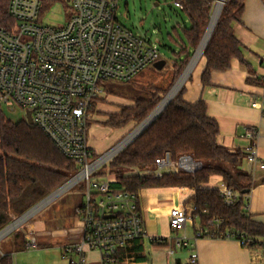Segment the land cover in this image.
<instances>
[{
    "label": "built area",
    "instance_id": "obj_1",
    "mask_svg": "<svg viewBox=\"0 0 264 264\" xmlns=\"http://www.w3.org/2000/svg\"><path fill=\"white\" fill-rule=\"evenodd\" d=\"M173 4L182 8L177 0ZM43 5L44 0L8 1L14 25L0 27V107L28 109L30 124L76 163L78 172L65 189L81 180L86 184L83 200L75 208L80 236L62 257L68 264H86V250L94 249L99 251L102 264H115L118 249L147 237V232L138 193L114 190V179L95 178L98 167L108 163L116 148L100 156L92 154L87 144L89 110L102 95L105 81H129L158 62L161 53L150 37L135 34L119 22L118 0H70L68 18L58 26L39 20ZM250 106L264 114V88L251 99ZM256 136L254 127L246 129V139ZM244 154L248 161H256L255 140L245 147ZM177 161L172 162L166 153L157 160L155 176L166 169L191 172L194 168L187 160L181 164ZM189 163L192 168L187 167ZM218 190L224 202L231 204V189L221 184ZM189 219L191 215L184 207L170 208L171 228L181 227ZM220 222L208 221L194 237L233 238L243 246L253 241L233 231H209L208 226ZM185 244L183 239H176L177 246ZM34 247L35 238L30 237L26 248ZM257 247L264 249V243ZM190 260L194 263L197 258Z\"/></svg>",
    "mask_w": 264,
    "mask_h": 264
},
{
    "label": "trees",
    "instance_id": "obj_2",
    "mask_svg": "<svg viewBox=\"0 0 264 264\" xmlns=\"http://www.w3.org/2000/svg\"><path fill=\"white\" fill-rule=\"evenodd\" d=\"M8 1L0 0V27L14 25L8 14ZM177 1L182 4L179 10L188 24L173 26L167 35L177 48L176 51L171 49L175 56L171 64V82L164 88L152 86L148 98L134 99L133 105L109 114L104 126L122 128L130 122L136 125L142 122L169 91L192 56L207 26L212 0ZM242 1L227 0L222 7L200 56L205 59L201 74L203 85L210 84L212 72L229 69L233 59L243 62L241 44L233 33V24L242 14ZM52 2L54 0H44L43 7ZM184 84L152 123L108 161L109 174L115 175L111 186L114 190L130 193L146 188L192 189L193 194L187 202L191 204V218L198 224L196 230L206 227L208 221L220 219L218 226H208L210 232L216 229L241 233L253 240L247 247L260 246L264 243V224L253 220L245 210V196L254 182L240 168L244 152L230 151L218 144L217 122L207 115L203 100L194 103L184 100ZM166 153L172 162L181 156H191L201 167L193 172L166 169L158 177L155 172L121 173L156 167L157 160ZM75 171L76 163L64 156L40 129L24 120H8L0 107V230L14 216L21 215L67 181ZM211 176H219L231 189L234 195L231 204L224 202L217 188L205 186ZM0 264H12V255L0 251Z\"/></svg>",
    "mask_w": 264,
    "mask_h": 264
},
{
    "label": "crops",
    "instance_id": "obj_3",
    "mask_svg": "<svg viewBox=\"0 0 264 264\" xmlns=\"http://www.w3.org/2000/svg\"><path fill=\"white\" fill-rule=\"evenodd\" d=\"M242 3V14L240 20L233 24V33L241 44L243 62L233 59L229 69L212 72L210 84L203 85L201 74L205 59L199 57L185 81L183 98L189 103L199 99L206 103L207 115L219 127V145L230 151L244 152L245 147L255 140L256 161H248L244 154L240 168L252 177L253 182L262 180L245 196V210L253 220L264 224V114L250 106L251 99L264 88V3L261 0H243ZM250 127L257 131L252 140L244 137ZM117 135L110 149L117 143ZM87 144L94 156L107 149L97 153L88 134ZM221 184L219 176H211L205 186L218 189ZM192 194L193 190L186 187L139 190L147 237L119 248L115 264H264V249L260 247L243 246L233 238H195L198 224L192 218L181 227L171 228L170 208L180 205L191 215V204L187 199ZM82 200L73 206V216L61 221L55 215L50 217L42 211L35 212L30 220L26 219V223L24 221L0 239V250L12 255V264H68L62 255L80 236V221L75 208ZM30 237L35 238L34 248H26ZM178 238L186 244L177 246ZM193 256L197 258L194 263L190 260ZM86 257V264H102L97 250H86Z\"/></svg>",
    "mask_w": 264,
    "mask_h": 264
},
{
    "label": "rangeland",
    "instance_id": "obj_4",
    "mask_svg": "<svg viewBox=\"0 0 264 264\" xmlns=\"http://www.w3.org/2000/svg\"><path fill=\"white\" fill-rule=\"evenodd\" d=\"M214 2L215 0L209 2V17L212 13L213 6L215 4ZM226 2L227 0H225L224 4ZM69 9L70 0H54V2L50 4V6H44L42 8L39 20L48 25L58 26L60 24H63L68 18ZM117 19L124 27L131 30L133 33L150 37L158 45V49L161 53V60L164 61V65L162 68H158L156 66L157 64L153 63L152 65L147 66L142 71L137 73L129 81L108 80L103 83V93L92 103L89 110L88 120V126H90L88 130V139L89 141L91 140L94 144L95 151L99 153L101 149L103 151L107 148L100 155L109 150V147L115 143L114 141H116L117 139L116 137V139L114 140L115 135L118 134L117 136H119L116 143L118 144L130 132H132L137 125L141 123L140 122L136 125L135 123L130 122L122 128H109L107 126H104V121L108 119L109 114L119 112L120 108L123 106L133 105L134 99L148 98L152 86L156 85L164 88L169 85L172 76L171 64L175 60V56L171 52V49L176 51L177 48L173 46L167 35L171 33V28L173 26H183L188 24L187 19L184 17L181 11L174 6L173 0H118ZM189 61L187 62V64L189 63ZM187 64L185 65V67L187 66ZM185 67L183 68L182 72L184 71ZM189 75L190 73L188 74L186 79L189 77ZM179 76L175 79L173 84L176 82ZM185 81L183 82V84L185 83ZM173 84L171 85V87L173 86ZM182 85L180 86V88L182 87ZM171 87H169V90L171 89ZM168 93L169 91L166 94ZM166 94L164 96H166ZM1 109L3 110L8 120L12 122L24 120L25 122L30 124V111L28 109H22L19 107L10 109L6 106H2ZM99 128L100 130H97ZM156 169L157 167H148L147 169H143L140 171L134 169L130 171H122L121 173L136 174L144 172H155ZM77 172L78 168L77 171L72 172L69 175L68 180L71 179ZM109 172L110 168L107 164H105L103 167L100 166L96 170L95 178L98 181L105 179H114L115 175L109 174ZM85 189L86 184L84 180H81L51 198L37 211H42V214H46L50 217H53L55 215V217L60 219H58L59 221L64 220V218H67L69 216H73V206L82 200ZM16 217L18 216H14L13 219H15ZM31 217H29L27 221L30 220ZM24 223H26V221Z\"/></svg>",
    "mask_w": 264,
    "mask_h": 264
},
{
    "label": "water",
    "instance_id": "obj_5",
    "mask_svg": "<svg viewBox=\"0 0 264 264\" xmlns=\"http://www.w3.org/2000/svg\"><path fill=\"white\" fill-rule=\"evenodd\" d=\"M218 20V19H217ZM209 21H210V17H209V20H208V23H207V26H206V28H205V31H204V33H203V35H202V37H201V39H200V41H199V44H198V46H197V48L195 49V51L193 52V54H192V56H191V59H190V61H189V63L191 62V60L193 59V57H194V55H195V53H196V51L198 50V48H199V46H200V44H201V42H202V40H203V38H204V35H205V32H206V29H207V27H208V24H209ZM217 22V21H216ZM216 22H215V24H216ZM215 24H214V26H215ZM214 26H213V28H212V30H211V33H212V31H213V29H214ZM211 33H210V35H211ZM210 35H209V37H210ZM209 37H208V39H207V41L205 42V44L203 45V47H202V49H201V51H200V53H199V56H198V58H197V60L199 59V57L201 56V54H202V52H203V50H204V48H205V46H206V44H207V42H208V40H209ZM196 60V61H197ZM188 63V64H189ZM156 66L158 67V68H162L163 67V65H164V61L163 60H159L158 62H156ZM187 64V65H188ZM187 67V66H186ZM186 67H185V69H186ZM184 69V70H185ZM184 72V71H183ZM182 72V73H183ZM182 73H181V75H182ZM190 73V72H189ZM180 75V76H181ZM179 76V77H180ZM178 80V79H177ZM176 80V81H177ZM185 81V80H184ZM183 81V82H184ZM183 82H182V84H183ZM175 84V83H174ZM173 84V85H174ZM181 84V85H182ZM172 88V87H171ZM180 89V88H179ZM176 94V93H175ZM174 94V95H175ZM174 95L171 97V99L168 101V103L172 100V98L174 97ZM165 97V96H164ZM163 97V98H164ZM163 98H162V100H163ZM161 100V101H162ZM160 101V102H161ZM159 102V103H160ZM168 103L160 110V112L153 118V119H151L150 120V122L145 126V127H143L141 130H139L130 140H128V141H126V139L130 136V134L131 133H133L135 130H137L139 127H140V125H142L147 119H148V117L151 115V113L155 110V109H153V111L139 124V125H137L136 127H135V129L132 131V132H130L123 140H121L118 144H116L113 148L115 149V151H114V153H117V152H119L122 148H124L128 143H130L134 138H136L143 130H145L148 126H149V124H151L152 123V121L161 113V111L168 105ZM159 105V104H158ZM157 105V106H158ZM156 106V107H157ZM155 107V108H156ZM126 141V142H125ZM121 144V145H120ZM120 145V146H119ZM118 147V148H117ZM182 160H187V161H189V162H191V163H193L194 164V168H193V170H191V172H193V171H195V170H197V169H199L200 167H201V163L200 162H198V161H194L193 159H192V157L191 156H188V155H185V156H181L180 158H179V164H181V161ZM68 182V181H67ZM67 182H65V183H63L60 187H58L56 190H54L53 192H51L49 195H47L46 197H44L42 200H40L39 202H37L35 205H33L31 208H29L27 211H25L24 213H22L21 215H19L18 217H16L15 219H13L9 224H7L5 227H3L1 230H0V239L2 238V237H4L8 232H10L12 229H14L16 226L17 227H19L20 226V224L21 223H23L26 219H28L31 215H33L37 210H39L40 209V207H42L45 203H47L51 198H53L54 196H56L57 194H59L60 192H62L64 189H65V187H66V184H67ZM261 182H262V180L260 179V180H257V181H255L254 183H253V186H257V185H259V184H261ZM15 222H17V224H16V226H13V224L15 223Z\"/></svg>",
    "mask_w": 264,
    "mask_h": 264
},
{
    "label": "bare ground",
    "instance_id": "obj_6",
    "mask_svg": "<svg viewBox=\"0 0 264 264\" xmlns=\"http://www.w3.org/2000/svg\"><path fill=\"white\" fill-rule=\"evenodd\" d=\"M225 0H215V4L213 6V10H212V13L210 15V21H209V24H208V27L206 29V32H205V35H204V38L198 48V50L196 51L195 53V57L193 58V60H191L192 62H190L186 69L184 70V72L182 73V75L178 78V80L175 82V84L172 86V88L169 90V93L166 94V96L163 98V100L159 103V105L155 108V110L151 113V115L148 117V119L142 124L140 125V127L135 130L133 133L130 134V136L126 139V141L130 140L139 130H141L143 127H145L151 119H153L159 112L160 110L168 103V101L171 99V97L177 93V91L179 90L182 82L186 79V77L188 76L191 68H192V65L194 64V61L198 58L199 56V53L203 47V45L205 44V42L207 41L210 33H211V30L215 24V22L217 21L219 15H220V11L222 10L221 8L223 7V4H224ZM125 141V142H126ZM121 145V144H120ZM119 145V146H120ZM118 148V147H117ZM114 151V150H113ZM188 168H192L193 166L189 163ZM16 223V222H15ZM14 223V224H15ZM16 226V225H15Z\"/></svg>",
    "mask_w": 264,
    "mask_h": 264
}]
</instances>
